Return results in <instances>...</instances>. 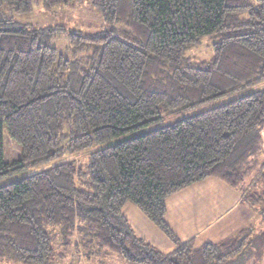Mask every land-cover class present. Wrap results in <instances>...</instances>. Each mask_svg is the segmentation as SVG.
Here are the masks:
<instances>
[{
	"label": "trees",
	"instance_id": "1",
	"mask_svg": "<svg viewBox=\"0 0 264 264\" xmlns=\"http://www.w3.org/2000/svg\"><path fill=\"white\" fill-rule=\"evenodd\" d=\"M83 1L106 26L69 31L67 59L51 44L63 27L10 16L30 13L34 0H0V179L229 99L95 150L86 170L63 162L0 185V262L58 264L49 231L58 228L63 245L74 230L83 234L77 245L88 261L103 252L122 264H233L244 255L258 264V248L247 252L258 237L264 249V228L181 242L165 214L170 195L215 177L264 220V88L244 93L264 81V0L41 3L51 10ZM209 36L213 57L192 64L187 52ZM4 127L20 146L12 163L4 160ZM126 202L164 233L172 251L134 232Z\"/></svg>",
	"mask_w": 264,
	"mask_h": 264
},
{
	"label": "rangeland",
	"instance_id": "2",
	"mask_svg": "<svg viewBox=\"0 0 264 264\" xmlns=\"http://www.w3.org/2000/svg\"><path fill=\"white\" fill-rule=\"evenodd\" d=\"M10 16H12L16 22L23 23L26 25H33L38 27L60 25L61 27H63L64 30L59 31L55 35L51 44L52 46L56 47L58 52L67 59L73 58V53L70 47V40L68 36L69 31L78 30L82 33L92 34L97 31H100L101 29H104V27L106 26L101 18L99 11L96 8H94L89 3V1H83L81 3L71 4L70 6L67 7L63 6V7L52 8L51 10H45L42 7L41 0H34L33 9L30 13H25V14L10 13ZM212 41L213 38L211 36L204 37L201 39L198 45L194 46L192 49H190L187 52V57L190 58L192 64H199L211 60V58L213 57V51L211 48ZM262 88H264V81L250 86L245 90L244 93L252 92ZM228 99L229 98H224L204 106L196 107L194 109H183L179 114L171 113L161 118V120L158 121L156 124L150 125L143 129H138L127 135L120 136L118 138L103 142L98 145H93L89 148L82 149L80 151H75V152L66 151L53 160L47 161L43 164L34 167L20 170L14 174L1 178L0 185L7 184L12 181L20 180L21 178H24L26 176H29L31 174L40 171H44L46 169H49L50 167H53L63 162H71L75 164L77 167L86 170L90 155L95 150L105 148L107 146L115 144L118 141L149 131L151 129L172 124L174 121H176L178 118L182 116L197 113L199 111L210 108L214 105L220 104ZM3 148H4L5 162L12 163L20 158V146L13 139L9 137L5 127L3 129ZM130 208H133L135 210L136 218H133V216H131L128 213L127 209ZM123 211L127 219H129V221L134 225L136 229L134 230V232L137 235L139 233L145 235L141 230L142 229L141 222L139 219H143L147 221L146 216L131 202L125 203ZM255 216H258L257 219L254 216L251 219L249 218L250 219L249 224L252 223L254 227L255 226L260 227V231H261L264 228V220L261 218L260 215H255ZM49 231L52 233L54 237V246L56 250L59 253H61V259H59L58 264H122V262L112 254L103 256V252L102 254H99L98 257L95 255H91L92 260L90 261L86 260L85 258L86 256L83 255L84 253L83 247H79L77 245L83 236V234L78 230H74L72 235L68 237V241H69L68 245H63V235L61 234L58 228H51ZM148 234L149 232L147 233V235ZM151 244L158 250H160L162 247L161 242H159L157 239H155L154 242ZM261 246L262 245L260 242V237L253 239L251 245L248 247V252H247L248 255H251L253 254V251H257L255 247L258 248L257 253L259 257L262 255L261 260L259 261L258 264H264V249ZM101 255L103 257H101ZM244 256L233 264H248V263L251 264L252 262L250 260L247 262L244 261ZM0 264H12V263L0 262ZM225 264H230V263H225ZM252 264H257V263H252Z\"/></svg>",
	"mask_w": 264,
	"mask_h": 264
},
{
	"label": "crops",
	"instance_id": "3",
	"mask_svg": "<svg viewBox=\"0 0 264 264\" xmlns=\"http://www.w3.org/2000/svg\"><path fill=\"white\" fill-rule=\"evenodd\" d=\"M127 210L136 218L133 208ZM255 215L256 212L242 201L236 190L215 177L195 182L166 199L165 219L181 242L193 238L198 243L230 240L239 230L252 225L249 220L253 216L257 219ZM139 220L145 235L139 233L138 236L150 243L157 239L163 252L174 249V244L150 220Z\"/></svg>",
	"mask_w": 264,
	"mask_h": 264
}]
</instances>
